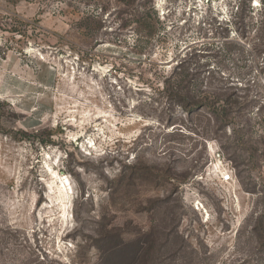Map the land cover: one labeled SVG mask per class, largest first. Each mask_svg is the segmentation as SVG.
Masks as SVG:
<instances>
[{
    "label": "rangeland",
    "instance_id": "1",
    "mask_svg": "<svg viewBox=\"0 0 264 264\" xmlns=\"http://www.w3.org/2000/svg\"><path fill=\"white\" fill-rule=\"evenodd\" d=\"M263 9L0 0V264H264ZM184 58L226 121L158 92Z\"/></svg>",
    "mask_w": 264,
    "mask_h": 264
},
{
    "label": "trees",
    "instance_id": "2",
    "mask_svg": "<svg viewBox=\"0 0 264 264\" xmlns=\"http://www.w3.org/2000/svg\"><path fill=\"white\" fill-rule=\"evenodd\" d=\"M134 14L136 17L134 23L137 24L136 32L140 34L147 31L149 13L138 10ZM237 26L236 32L240 39L245 43L249 41V45L255 53L264 54V9L258 20L246 15V11L242 10ZM156 88L164 99L171 105L180 108L187 115L194 108L212 109L209 115L218 123L231 117L228 114V108L237 104L231 96L219 94L209 90L207 86H203L202 81L195 77L194 70L187 58L180 60L172 68L170 74L163 75L162 81Z\"/></svg>",
    "mask_w": 264,
    "mask_h": 264
},
{
    "label": "built area",
    "instance_id": "3",
    "mask_svg": "<svg viewBox=\"0 0 264 264\" xmlns=\"http://www.w3.org/2000/svg\"><path fill=\"white\" fill-rule=\"evenodd\" d=\"M230 179H231V176L230 175H227V176L224 177V180L225 181H229Z\"/></svg>",
    "mask_w": 264,
    "mask_h": 264
},
{
    "label": "bare ground",
    "instance_id": "4",
    "mask_svg": "<svg viewBox=\"0 0 264 264\" xmlns=\"http://www.w3.org/2000/svg\"><path fill=\"white\" fill-rule=\"evenodd\" d=\"M65 195V194H64ZM66 196V195H65ZM66 197H68V193H67V196Z\"/></svg>",
    "mask_w": 264,
    "mask_h": 264
}]
</instances>
